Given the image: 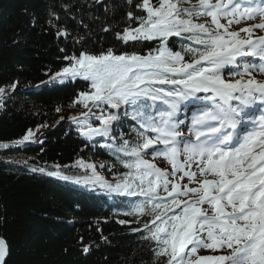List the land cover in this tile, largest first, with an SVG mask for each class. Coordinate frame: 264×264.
Listing matches in <instances>:
<instances>
[{"label":"snow or ice","instance_id":"6c2138e0","mask_svg":"<svg viewBox=\"0 0 264 264\" xmlns=\"http://www.w3.org/2000/svg\"><path fill=\"white\" fill-rule=\"evenodd\" d=\"M127 2L130 23L116 39L132 51L65 56L52 76L86 82L72 105L84 111L70 117L85 139L112 135L121 108L138 125L134 141L108 145L126 169L115 183L82 160L86 174L72 182L139 198L125 215L143 223L136 231L154 242L155 264H264V79L256 78L264 76V0ZM4 94L0 87V102ZM189 105L196 110L186 124L179 114ZM26 142H35L32 129L13 144ZM7 251L0 238V264Z\"/></svg>","mask_w":264,"mask_h":264},{"label":"trees","instance_id":"16d2710c","mask_svg":"<svg viewBox=\"0 0 264 264\" xmlns=\"http://www.w3.org/2000/svg\"><path fill=\"white\" fill-rule=\"evenodd\" d=\"M129 10L126 0L101 5L92 0H0V87L5 88L0 145H9L0 147V238L9 248L5 264H155V245L136 231L143 223H136V217L131 224L118 223L122 216L111 202L101 206L53 175L59 169L68 177H84L78 160L94 164L98 173L121 172L114 159L93 152L75 133L77 125L70 119L75 114L60 118L62 112L84 111L72 105L86 84L62 83L52 76L68 65L65 56L99 54L114 46L118 54L132 51L116 39L130 23ZM145 49L138 46L137 51ZM29 129L42 135L14 145Z\"/></svg>","mask_w":264,"mask_h":264},{"label":"rangeland","instance_id":"374dc122","mask_svg":"<svg viewBox=\"0 0 264 264\" xmlns=\"http://www.w3.org/2000/svg\"><path fill=\"white\" fill-rule=\"evenodd\" d=\"M71 114H75V115H79L80 114V111H75L74 113H73V111H66V112H62L61 113V119H68V117L69 116H71ZM36 134L38 135V136H40V135H42V132L39 130V132H36ZM109 182V181H108ZM109 183H112V182H109ZM83 184V183H82ZM83 185H87V186H91V184H83ZM93 186V185H92ZM96 188H99V189H102V188H100L99 186H96V185H94ZM105 192H108V191H106L105 189H103Z\"/></svg>","mask_w":264,"mask_h":264},{"label":"water","instance_id":"95a60500","mask_svg":"<svg viewBox=\"0 0 264 264\" xmlns=\"http://www.w3.org/2000/svg\"><path fill=\"white\" fill-rule=\"evenodd\" d=\"M7 249H8V248H7ZM7 257H8V251H7V254H6L5 259H4V261H3V264H5V261L7 260Z\"/></svg>","mask_w":264,"mask_h":264}]
</instances>
